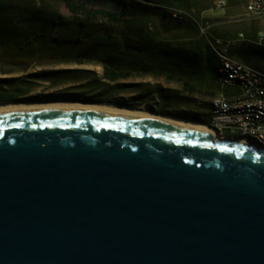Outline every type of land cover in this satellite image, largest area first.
<instances>
[{"label": "water", "instance_id": "water-1", "mask_svg": "<svg viewBox=\"0 0 264 264\" xmlns=\"http://www.w3.org/2000/svg\"><path fill=\"white\" fill-rule=\"evenodd\" d=\"M0 264H264V147L109 108L2 113Z\"/></svg>", "mask_w": 264, "mask_h": 264}, {"label": "trees", "instance_id": "trees-1", "mask_svg": "<svg viewBox=\"0 0 264 264\" xmlns=\"http://www.w3.org/2000/svg\"><path fill=\"white\" fill-rule=\"evenodd\" d=\"M119 2L120 9L110 11L104 8L88 9L66 1L70 13L82 16L80 21L68 23L54 13L46 14L42 8L20 6L14 0H0V104L22 101L16 98L19 87L15 86L14 78L3 75L23 71L26 73L23 83L41 80L54 86L64 75L82 72L68 68L29 71L31 67L53 63L101 65L100 78L92 79L84 86L100 83L102 90L98 97H105L118 106L130 109H133L134 103H144L147 110L158 112L160 103L158 82H124L133 76H163L180 83L182 89L190 94L210 98L216 95V87L211 83L216 80V58L193 24L173 21L163 9L141 1ZM150 2L154 3L152 0ZM160 3L184 8L168 1ZM158 12L162 16L158 17ZM98 18L121 26L112 31L98 24ZM151 23H154L157 33L159 29L162 34L181 32L184 26L191 27L189 29L194 27L198 37L180 44L158 41V36L148 32ZM231 54L246 63L257 62L264 68V59L253 56H264V50L248 43L231 50ZM120 91L136 92L127 100L117 95ZM50 100L53 101L46 99ZM60 100L95 102L96 98L76 93L58 96L55 101ZM182 115L206 124L208 122V113Z\"/></svg>", "mask_w": 264, "mask_h": 264}, {"label": "rangeland", "instance_id": "rangeland-1", "mask_svg": "<svg viewBox=\"0 0 264 264\" xmlns=\"http://www.w3.org/2000/svg\"><path fill=\"white\" fill-rule=\"evenodd\" d=\"M20 6H30L34 8H42L45 10L46 14H56L62 18L63 21L71 23L78 22L82 19L81 15H74L67 10L66 1H69L73 4L82 5L85 8H104L110 11H117L120 9L121 4L119 0H14ZM141 1V3L149 5L150 0H137ZM155 4L160 3L161 1H168L173 4L182 6L187 10L192 11L198 16H202L205 19L213 22L217 27H228L229 29L236 30L240 25H244V28H247L242 32L244 39L236 43L233 50L239 46L241 43H248L252 46H255L261 50H264V39L259 40V36H264V16L261 17H250L245 11H237L232 15H228L227 7L229 5L228 0L226 1V6L223 9L215 10L214 0H152ZM241 1V0H237ZM243 6L244 1L242 0ZM236 5V4H235ZM150 6V5H149ZM207 10L206 13H203V10ZM212 12V13H211ZM215 12V13H213ZM212 14V15H211ZM217 14V15H216ZM230 17H226V16ZM162 16L160 12H158V17ZM221 16V17H214ZM170 18V15H168ZM98 24L107 26L110 30L115 31L121 25H117L116 23L106 22L102 19H96ZM189 24V23H187ZM150 27V28H149ZM184 30L181 32L173 31L168 34L160 33L154 25L151 23L148 26V32L154 36H158V41H164L171 44H180L187 42L191 39L197 38L198 35L194 27L184 26ZM254 29V30H252ZM234 36V35H233ZM217 63V67L219 62ZM39 68L46 69H74L80 70L82 72H74L69 73L68 75H64V79L62 78L60 82L54 86L50 85L48 82L41 80H34L29 83H23L25 78V72L23 71H15L10 74L3 75L5 77H13L15 86L19 87V91L16 95L18 100H22L20 102L15 103H25V102H47L46 99L50 98L53 101L58 100V96H64L67 94H82L87 97L96 98L95 102H99L100 100H106L112 102L110 99H106L105 97L99 96V92L102 90V85L93 84L91 86H84L87 82L92 79H99L102 73L101 65L97 63H86V64H72V63H60V64H48L40 67H31L29 71ZM85 71V72H84ZM216 78H219L217 74L216 68ZM26 80V79H25ZM124 82H149L155 83L158 82V112L174 115L177 117L185 118L182 114L188 113L193 114L197 112L199 115H205L209 113V100L210 96L200 95V94H190V92L182 89L180 83L175 81H170L165 79L163 76H133ZM213 86H215L216 93L222 91L219 84L216 82H211ZM224 91H227V88H223ZM136 91H120L117 93L118 96H122V98H130ZM50 96V97H48ZM33 98H41L39 100ZM46 98V99H44ZM101 98V99H100ZM114 103V102H113ZM115 104V103H114ZM147 105L144 103L133 104V109H146ZM164 111H161V110ZM147 110V109H146ZM188 119V118H187ZM193 120V119H192ZM222 135L228 137H236L237 133L234 131L231 132H219ZM230 133V134H229ZM234 133V134H233ZM236 135V136H235Z\"/></svg>", "mask_w": 264, "mask_h": 264}, {"label": "built area", "instance_id": "built-area-1", "mask_svg": "<svg viewBox=\"0 0 264 264\" xmlns=\"http://www.w3.org/2000/svg\"><path fill=\"white\" fill-rule=\"evenodd\" d=\"M150 5L163 9L170 19L176 22H188L195 26L216 62L225 63L232 70L231 78H216L220 87H235L233 92H220L210 98L209 108H219V116L210 120H217L218 129L239 131L240 135H247V130H254V136L264 135V123L261 120H250L249 111H264V72L250 64L234 58L231 50L236 43L244 39L242 33L235 37H220L212 34L214 23L198 16L190 10L173 6L168 3H151ZM214 7L223 9L225 0H214ZM252 9L264 7V0H250ZM264 36H259V40Z\"/></svg>", "mask_w": 264, "mask_h": 264}, {"label": "bare ground", "instance_id": "bare-ground-1", "mask_svg": "<svg viewBox=\"0 0 264 264\" xmlns=\"http://www.w3.org/2000/svg\"><path fill=\"white\" fill-rule=\"evenodd\" d=\"M245 13L250 17H261L264 16V7H260L252 9V5L250 4V0H246ZM217 74L219 78H231L232 77V70L227 64L220 63L217 67ZM8 103V102H7ZM68 105V106H81V107H91V108H109L114 109L117 111L128 112L132 114H140L144 116H155L166 118L170 120H174L177 122H181L190 126H195L198 128L203 129L206 134H209L213 137L217 138H225V139H242V143L247 145H253L256 147H264V135L261 136H254V130H247V135H240L239 131H234L237 133L236 137H228L225 135L220 134V131L223 132H231L226 131L224 129H218L217 127V120H210L214 117L219 116V108H209L208 113V122L207 124L201 121L181 118L174 115L166 114V113H157L153 111H149L146 109H130L124 106H118L110 101H101V102H80V101H70V100H60V101H47V102H25V103H9V104H0V114L2 113H10L17 110H28V111H42L52 109L58 106ZM249 119L250 120H261V123H264V111L256 112V111H249ZM233 133V134H234ZM230 134V133H229Z\"/></svg>", "mask_w": 264, "mask_h": 264}, {"label": "crops", "instance_id": "crops-1", "mask_svg": "<svg viewBox=\"0 0 264 264\" xmlns=\"http://www.w3.org/2000/svg\"><path fill=\"white\" fill-rule=\"evenodd\" d=\"M243 1H244V6H243V3H242V0L241 1L228 0V3H229V5L227 7L228 15H230V14L232 15L233 13H235V12H237L239 10H240V12L244 11L246 0H243ZM215 10H217V8H215ZM206 11L207 10L204 9L202 12L206 13ZM213 13H215V12H213ZM228 15L226 17H230ZM214 17H221V16H214ZM244 27H245L244 25H240L236 30H233V29H229L228 27H217V26H214L213 29H212V34L215 35V36H220V37H235L238 33H242L244 30L247 29V28H244ZM252 30H254V29H252ZM241 44H239V46ZM253 56L254 57H258L260 59H264V56H260V55L259 56L253 55ZM234 58H236V57H234ZM239 61H241V60H239ZM241 62H244V61H241ZM244 63H246V62H244ZM247 64H250L254 68H257V69H259V70L264 72V68L259 66V64L257 62H251V63H247ZM220 88L222 89V91H220V92H233V91L236 90L235 87H224V88H227V91H224V89L222 87H220ZM220 92H218V93H220ZM218 93H216V94H218Z\"/></svg>", "mask_w": 264, "mask_h": 264}]
</instances>
